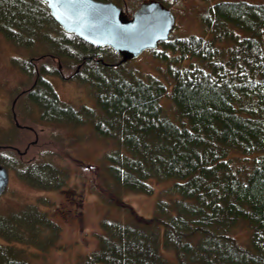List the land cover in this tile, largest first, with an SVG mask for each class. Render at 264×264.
I'll return each instance as SVG.
<instances>
[{
  "label": "trees",
  "instance_id": "obj_1",
  "mask_svg": "<svg viewBox=\"0 0 264 264\" xmlns=\"http://www.w3.org/2000/svg\"><path fill=\"white\" fill-rule=\"evenodd\" d=\"M141 1L126 0L128 15ZM202 22L211 37L171 36L153 49L161 60L176 59L165 69L169 82L125 72L116 51L63 30L43 0H0L1 34L26 46L47 43L64 72L80 63L76 77L93 89L94 105L65 102L39 65L36 87L25 93L42 117L91 125L114 141L101 163L87 165L103 178L96 182L103 200L127 217L103 218L98 245L75 264H264V2L217 1ZM52 67L48 73L57 75ZM164 96L185 120L165 113ZM0 149V161L17 170L19 164L17 173L33 187L60 189L70 173ZM151 178L174 183L164 190L171 197L157 199L146 217L117 195L152 194ZM74 200L81 211L82 196ZM61 233L38 203L0 211V264H33L37 252L60 244Z\"/></svg>",
  "mask_w": 264,
  "mask_h": 264
},
{
  "label": "rangeland",
  "instance_id": "obj_2",
  "mask_svg": "<svg viewBox=\"0 0 264 264\" xmlns=\"http://www.w3.org/2000/svg\"><path fill=\"white\" fill-rule=\"evenodd\" d=\"M161 1L170 6L176 16V25L171 31L172 37L190 34L211 37L205 29L202 17L211 3L221 0ZM248 1L264 2V0ZM46 52H50V48L45 42L37 41L33 45L26 46L16 44L0 33V147L19 148L21 150L20 161L25 163L53 161L68 168L70 173L60 189L46 190L33 187L28 180L20 176L17 173L18 170L21 171L19 164L18 170L14 165H5L9 170L10 178L8 186L0 196V211L21 208L34 202L38 203L42 209L48 210L62 226L61 237L58 241L60 244L52 247L46 254L37 252V255L32 257V263L75 264L79 256L92 251L98 245L101 220L105 217L124 219L127 217V211L121 206L112 205L103 200L96 190V182L99 180L102 182L103 178L90 165H87L88 163H101V159L111 150L114 141L110 138L103 139L91 125L76 127L67 122L42 117L41 107L31 100L27 93L22 92V90L26 92L36 87L34 82L37 72L34 64L45 65L48 71L51 68L54 69L52 66L57 68V61L52 58L53 56H51L52 63L46 55L41 56V61H38L39 56ZM107 54H109L108 50H106L105 59L109 60L110 55ZM168 56L172 57L171 54ZM174 58L173 56L168 61L161 60L153 50L147 49L138 57L123 62L121 66L125 67V72L137 71L143 76L153 74L170 82L171 79L165 69L169 64L177 63ZM32 60L35 63H32ZM48 71L44 72L43 76L52 81L61 100L75 106L95 104L92 87L81 78L76 77L75 81L66 82L55 79V75L53 76ZM65 73L70 74L72 71ZM15 98L17 102L14 115L12 103ZM163 103L165 113L178 121L185 120L178 116L176 105L169 96L163 97ZM16 123L26 128L18 127ZM28 126L35 129L36 133L27 129ZM28 144H30L29 150L25 154ZM4 153L5 150L0 149V154ZM149 183L154 187L152 194L124 192L120 195L118 193L117 196L130 203L139 214L146 217L152 216L157 199L171 197L165 194L164 190L170 188L174 180L159 181L151 178ZM79 195L82 196L80 204L82 209L78 212L74 197H79ZM46 197L55 203L49 204L50 199L45 200ZM242 241L247 243V239H242ZM168 253L174 259L173 252L168 251Z\"/></svg>",
  "mask_w": 264,
  "mask_h": 264
},
{
  "label": "water",
  "instance_id": "obj_3",
  "mask_svg": "<svg viewBox=\"0 0 264 264\" xmlns=\"http://www.w3.org/2000/svg\"><path fill=\"white\" fill-rule=\"evenodd\" d=\"M43 1L63 30L77 34L88 43L112 47L121 55L119 62L138 57L147 49L158 48L159 42L169 38L176 24L174 12L161 0L142 1L131 16L111 0ZM8 183L9 170L0 162V196Z\"/></svg>",
  "mask_w": 264,
  "mask_h": 264
},
{
  "label": "flooded vegetation",
  "instance_id": "obj_4",
  "mask_svg": "<svg viewBox=\"0 0 264 264\" xmlns=\"http://www.w3.org/2000/svg\"><path fill=\"white\" fill-rule=\"evenodd\" d=\"M123 3L124 4H122V7H124L125 8V5L127 4L126 3V0H123ZM126 9V8H125ZM46 55L48 56V57H50V56H53L52 58L53 59H55L56 61H57V69L59 70V73L57 74V75H53L54 77H55V79H58V80H64V81H66V82H68V81H75L76 79V74H77V72L80 70V67H81V64L80 63H78L77 64V66H78V70H77V66H76V68L74 69V71L72 72V73H70V74H66L65 72H64V70H63V63L61 64V62H62V60L60 59V57H58V56H56V55H54L53 53H46ZM32 63H35L34 62V60H32ZM35 65V70H36V72H37V77H35V82H34V84H37V78H38V75H39V72H38V66L36 65V64H34ZM52 76V77H53ZM49 80V79H48ZM52 82V81H51ZM72 83V82H71ZM23 91V90H22ZM21 92V91H20ZM21 96V95H20ZM14 101V100H13ZM14 119V118H13ZM21 128H26V126L25 127H21ZM30 130H33L34 131V133H36V131H35V129H32V128H30ZM29 146H30V144H28L27 146H26V152H24L25 154L27 153V151L29 150ZM19 153L21 152V151H18Z\"/></svg>",
  "mask_w": 264,
  "mask_h": 264
}]
</instances>
